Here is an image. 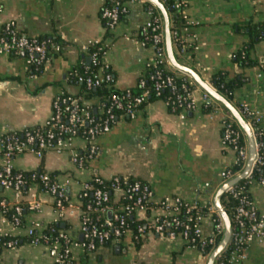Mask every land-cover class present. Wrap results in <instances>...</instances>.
I'll return each mask as SVG.
<instances>
[{"label":"crops","instance_id":"0c3cea01","mask_svg":"<svg viewBox=\"0 0 264 264\" xmlns=\"http://www.w3.org/2000/svg\"><path fill=\"white\" fill-rule=\"evenodd\" d=\"M1 23H10L19 33L30 37L54 36L60 39V51H52L40 74L30 77L23 55L0 56V129L23 132L45 123L52 113L53 99L61 92L76 96L77 86L68 82L73 68L90 64L85 47L91 42L105 46L103 61L114 74L116 88H135L146 73L151 50L137 42L138 27L149 18L143 2L130 5V13L113 30H107L101 18L105 0H0ZM184 10L187 30L184 38L195 49L178 60L193 68L208 85L210 76L219 70L231 74L244 72L247 82L237 88L231 103L248 105L260 116L264 133V69L261 65L242 70L234 63L235 53L248 37L237 32V25L264 22V0H186ZM252 57L264 63V42L255 45ZM89 59V63H88ZM212 87V86H211ZM204 91L203 89H201ZM196 92L197 109L172 112L162 99L148 101L134 117L119 116L107 133L97 140L98 154L84 168H78L67 153L46 152L39 158L25 153L13 160L16 171H41L54 177L70 179L66 186L69 205L62 215L54 207L52 196L41 184L29 183L17 195L0 186V202L23 207L19 226L0 211V236L30 237V227L46 229L59 224V231L81 241L80 216L83 184L94 177L110 181L115 176L137 179L150 185L153 204L135 214L137 220L164 218L162 202L173 205L175 199L193 205L213 204L221 184L220 173L232 167L236 152L223 141L228 110L212 100V109L202 105V91ZM237 108V107H236ZM247 141V140H246ZM76 147L82 152L83 139ZM248 192L258 211L264 214V185L251 182ZM119 196L114 195L115 203ZM38 202L37 209H30ZM214 205V204H213ZM208 221L204 229L209 228ZM246 264H264V241L254 242L246 250ZM55 251L47 244L21 242L4 247L0 264H55ZM73 264H207L209 255L188 247L177 237L147 231L136 238L131 230L107 243L95 253L73 249Z\"/></svg>","mask_w":264,"mask_h":264},{"label":"built area","instance_id":"2783aa9c","mask_svg":"<svg viewBox=\"0 0 264 264\" xmlns=\"http://www.w3.org/2000/svg\"><path fill=\"white\" fill-rule=\"evenodd\" d=\"M141 1L147 2L145 0H105L104 8L101 12L105 28L113 30L121 21V17L127 14L128 6L131 4L136 5ZM186 5V0H176V8L185 7ZM1 12L2 4L0 2ZM148 15L147 21L138 27L137 30V42L141 46L149 47L151 50L146 67L150 68L158 60H162L176 74L185 76L184 82L178 85L175 79L176 76L164 75L162 71H157L149 77L150 80L154 81V92L157 96H160L165 89L171 92L169 96L162 98V100L174 113L182 114L184 111H193L200 104L196 98V92L201 90V88L189 76L176 71L166 60L163 20L160 16L153 15L151 12ZM187 26L184 25L174 31L171 30L172 42L176 45L177 53L180 56H187L195 49V46L190 44L183 36V33L188 29ZM139 35H142L143 38H139ZM90 46H97V51L102 52L103 56L100 60V74L94 78H88L86 80L87 87L89 89L99 87L104 81L108 87L116 89L114 74L109 64L103 61L105 46L100 42H91L85 47V50L88 51ZM60 49L61 46L50 38L25 36L12 27L10 23L3 24L0 22V56L23 55L30 77H35L37 72L43 70L50 59L52 51H60ZM91 63H97L96 54L91 56ZM138 86L143 89L141 95L133 96L129 89H126L121 96L113 94L108 104L102 102L97 106L95 109L97 115L91 112V104L81 105L77 102L74 95L61 92L53 99L51 116L42 125L25 129L21 136L17 132L0 129V186L4 189L15 191L17 195L22 192L27 180L23 173L14 169L13 160L15 157L25 153H32L39 158L49 151L67 153L73 165L78 168H84L98 154V137L109 132L119 116L134 117L139 109L149 101L150 92L145 89V79L143 77L140 78ZM209 97L208 93L202 91V105L204 108L207 107ZM240 106L242 113L248 115L250 120L256 123L260 122V116L256 111L252 110L248 105ZM179 108L182 110L177 112ZM115 110L120 111V115L117 116ZM181 116L184 117L183 114ZM233 120V118H228L222 123L223 141L236 152V163L243 161L245 167L249 155L248 144L246 141L243 145H239L238 141L242 133L234 127ZM78 138L83 139L85 142L82 152L75 144ZM259 146L264 148V144L256 142L257 158L251 173L256 165L264 166V156H259L258 154ZM251 173L248 177H250ZM238 174L232 173L230 168L223 170L220 173L221 184L233 179ZM93 180L99 184L103 182L101 178L94 177L83 184L80 198L88 196V193L91 192L93 202L87 204L82 210L80 231L83 238L81 241L71 239L61 231L58 232L57 236L52 233L45 235V229H39V225L30 227L27 231L28 235L33 237L32 243L47 244L55 251V264H73V249L75 247H79L87 253H95L99 248L105 246L108 241L121 238L129 229L127 215L145 212L147 210L146 204L151 202L153 193L149 184L140 180H131L125 176H115L110 180L113 193L119 198L126 199L128 203L124 206V214L113 212L110 218L108 212L113 211L114 200L107 190L95 187L92 184ZM69 181L68 177L59 179L46 173L37 174L33 172L30 182L42 185L43 189L52 196L55 209L62 215L70 203L66 193V186ZM253 181H258L264 185V179L252 180L251 182ZM235 186L227 191H230L235 196L243 194L242 191L236 192ZM38 206V202H33L30 205V209H37ZM162 206L166 210V216L164 218L158 216L154 219L144 217L147 230H144L141 224L138 225L135 234L136 238L143 236L147 231L165 234V225L168 223L172 227V230L166 233L169 238L180 237L188 247L197 249L202 253L208 246H213V249L216 247V236L223 234L224 223L213 204L199 205V208L205 207L210 214L216 215L214 219L215 233L212 235H207L204 231V223L199 213V208L194 217L190 215L192 210L197 208L196 205L177 198L173 201L172 206H169L167 202H162ZM10 209L14 210L11 222L13 225L19 226L23 207L20 205L9 206L5 200L0 202V211L3 214H6ZM182 212L188 215L186 220H182L179 216V213ZM262 241H264V214L258 211L251 198L249 199L247 195H242L239 199V204L234 209L232 237L228 246L232 249L229 254L228 264H246V250L249 245ZM16 245L17 241L5 243V247H14ZM220 264L224 263L221 262Z\"/></svg>","mask_w":264,"mask_h":264},{"label":"trees","instance_id":"16d2710c","mask_svg":"<svg viewBox=\"0 0 264 264\" xmlns=\"http://www.w3.org/2000/svg\"><path fill=\"white\" fill-rule=\"evenodd\" d=\"M160 1L163 3V5L165 6V8L167 9V11L169 13L171 30L174 31L178 27L184 26L185 25L184 10H185L186 6L185 7L182 6L181 8H176L175 7L176 0H160ZM108 6H109V4H108ZM142 8L148 14H149V12H151L153 15H157V16H160L162 18L158 9L154 5H152L150 2H143ZM101 12H102V10H101ZM129 13H130V5L128 6L127 14L123 15L121 17V20L125 19ZM103 22H104V20H103ZM237 32L246 35L248 37V40L246 42H244L242 47L235 53L234 63L237 65L238 68H240L242 70L253 68V67L259 66V65H261L262 68L264 69V63H261L259 60H257L256 58H253L251 55L252 51L255 48V45L260 43V42H264V22L254 23L253 21H248V22L241 23L240 25H237ZM39 38H50V39H52L53 42H55L59 45H60V43H62L59 38L54 37V36H42ZM139 38L142 39L143 36L139 35ZM147 46H149V44H147ZM147 48H149V47H147ZM173 48L175 51V55L178 58L177 47H176V45H174V43H173ZM97 49H98L97 46H90V47H88V51H87V53L90 57L93 54H96L97 63H90V64L82 63L80 65H77L75 68H73L71 70V72L68 75V82L71 85L77 86L79 88V93L76 96H74L75 99L77 100V102L80 103L81 105L91 104V106H92L91 112L95 115H97V112L95 111V109L97 108V106L100 103L105 102L106 104H108V101L113 94L121 96L125 93V90H126V89H119V88L114 89L113 87H108L107 83L104 81L102 82L101 86H99V87L90 88V89L87 87L86 80L88 78H94L96 75H99L101 72V71H99V69H100V64H101L100 60L102 59L103 53L98 52ZM157 71H162L164 75L176 76L175 79H176V83L178 85H180L184 82L183 80H184L185 76L176 74L174 71H172L170 66L165 61L158 60L156 64H154L150 68L146 69V73L143 76V78L145 79V89L149 90V92H150L149 101L155 100V99H162V98H165L171 94V92L168 89H165L164 91H162L160 96H157L155 94V92H154V81L150 80L149 77L151 75L155 74ZM112 73H113V71H112ZM36 74L37 75L40 74V71L37 72ZM247 79L248 78L244 74V72L231 74L228 70H219L210 76L209 81H210L211 86L217 92H219L222 96H224L229 101H232L234 91L237 88L243 86L247 82ZM129 90L131 92V95H133V96H139L143 92V89L140 86H138V84L135 88H131ZM236 107L240 111L242 116L246 119V121L248 123H250L251 128H252L253 133H254V136H255L256 142L258 144H261V143L264 144V133H263L261 125L259 123L254 122L253 120H250L248 115L242 113L240 105H237ZM211 109H212V104L208 103L205 110L209 111ZM181 110L182 109L179 108V109H177V112H180ZM115 112H116L117 116L120 115V113H121L118 110H115ZM233 123H234V127L237 128L238 130H240V132L242 133L241 138L239 139L238 143H239V145H243L246 142V137H245L243 131L241 130V128L238 126V124L234 120H233ZM17 133L19 136L22 135V132H17ZM258 154H259V156H262V155L264 156V148L263 147L259 146ZM243 167H244V162L238 161L232 167H230V170L232 173L238 174L242 171ZM40 172L41 171H37L36 173L39 174ZM21 173H23L25 179L27 180L26 185H28L31 181L32 173H25V172H21ZM51 176L54 177V174H52ZM130 179L131 180H137V179H132V178H130ZM260 179H264V166L256 165L254 167L250 177L243 179L242 181H240L235 186L236 192L242 191L243 194H239V195L235 196L230 191H226V193L222 196V198H221L222 206L224 207V209L226 210V212L230 216L232 224H234V209L239 204L240 197L242 195H247L250 199L251 197H250V194L248 192V188L251 184V181L252 180H260ZM92 184L95 187H100L102 189L107 190L109 195L113 199L114 193H113V189L111 186V184H112L111 181L105 180L101 184H99L98 182L93 180ZM22 190L24 191V188ZM92 202H93V196H92V193L89 192L88 196L81 198L82 210L85 208V206L87 204L92 203ZM127 203H128V201L126 199L120 198L117 203H115V202L113 203L112 213L114 212V213H118V214H124L125 213L124 206ZM152 206H153L152 202H148L146 204L147 214L150 213ZM196 207L197 208H194L192 210V212L190 213V215L193 217L195 216V213H196L197 209L199 208V205H196ZM13 213H14V210L10 209L7 211L6 216L11 219ZM199 213L202 217L203 223L205 221H208V223L210 225L207 231L204 229L205 233L207 235L214 234L215 233L214 219L216 218V215L210 214L208 212L207 208H205V207L204 208L200 207ZM81 216H82V213H81ZM81 216H80V219H81ZM179 216L181 217L182 220H186L188 215H186V214H184V212H182V213H179ZM126 218H127L128 224H129L128 231L131 230L132 232H134L136 234L137 226L140 224L142 225L144 230H147L146 222L144 220H137L135 218V215H127ZM20 219L22 222L23 214L20 216ZM21 222H20V224H21ZM165 227H166L165 233H168L170 230H172V227L168 223L165 225ZM58 232H59V224H57V223H52V224L48 225V227H46V229L44 230L45 235H50L52 233L54 236H57ZM222 236H223V234H219L216 236V244L219 243ZM32 240H33V237H31V236L26 237V238H22V239L17 238V237H11V236H0V254H1L2 248L5 247V243H8L10 241H17V245H19V244H21V242H32ZM110 242L111 241H108L107 243H110ZM231 249H232L231 247H228L227 250L225 252H223L216 259L215 264H220L221 262L224 264H228L229 254H230ZM212 250H213V246H208L204 249L203 253L205 255H208V254H210V252Z\"/></svg>","mask_w":264,"mask_h":264},{"label":"water","instance_id":"95a60500","mask_svg":"<svg viewBox=\"0 0 264 264\" xmlns=\"http://www.w3.org/2000/svg\"><path fill=\"white\" fill-rule=\"evenodd\" d=\"M154 5L158 11L160 12L163 20L164 26V42H165V51H166V60L170 63V65L176 70L187 76H189L201 89H203L210 96L208 99V103H212V100H215L221 103L230 113L234 121L238 124V126L243 131L247 144H248V159L245 164V167L236 177L224 183L213 199L214 207L217 209L220 217L224 223V231L223 236L216 247L210 252L208 257L207 264H215L216 259L227 250L231 237H232V222L231 218L222 206L221 198L226 193V191L237 185L240 181L247 178L251 173L254 162L257 158V147L256 140L253 133V130L246 119L242 116L240 111L235 107L231 101L222 96L219 92L214 90L210 85H208L207 81L204 80L193 68H190L184 64H182L176 57L175 51L173 48L172 36H171V25H170V17L167 9L163 5L160 0H145ZM89 63V59H88ZM108 216L111 218L112 211L108 212Z\"/></svg>","mask_w":264,"mask_h":264}]
</instances>
